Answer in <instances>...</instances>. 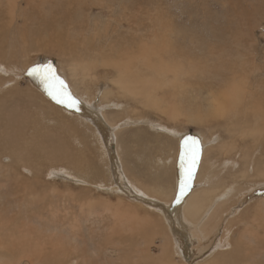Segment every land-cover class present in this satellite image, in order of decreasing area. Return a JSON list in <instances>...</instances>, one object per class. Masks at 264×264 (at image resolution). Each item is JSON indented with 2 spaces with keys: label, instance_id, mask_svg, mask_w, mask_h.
<instances>
[{
  "label": "rangeland",
  "instance_id": "rangeland-1",
  "mask_svg": "<svg viewBox=\"0 0 264 264\" xmlns=\"http://www.w3.org/2000/svg\"><path fill=\"white\" fill-rule=\"evenodd\" d=\"M135 39L150 67L138 95L118 83L123 62L98 51L130 40L136 48ZM0 53V140H18L12 114L21 115L18 144L32 152L19 160L0 145V264H264V0H0ZM48 67L81 107L105 113L114 144L38 90ZM179 138L201 157L192 185L210 173L211 198L228 189L226 203L205 211L218 207V223L204 234L188 227L187 239L160 209L175 202ZM63 150L65 160L52 161Z\"/></svg>",
  "mask_w": 264,
  "mask_h": 264
},
{
  "label": "bare ground",
  "instance_id": "bare-ground-1",
  "mask_svg": "<svg viewBox=\"0 0 264 264\" xmlns=\"http://www.w3.org/2000/svg\"><path fill=\"white\" fill-rule=\"evenodd\" d=\"M39 3V2H38ZM37 6V5H36ZM41 6H43V5H41ZM75 7V6H74ZM37 8V7H36ZM42 8H44V7H42ZM72 7H70V9H71ZM65 10V9H64ZM63 11V10H62ZM60 12V11H59ZM68 12V11H67ZM63 13V12H62ZM64 15V14H63ZM60 16V15H59ZM35 17V16H34ZM40 17V16H39ZM57 17H58V15H57ZM62 19H64V22L65 23H69V20H70V18L68 17V16H60ZM59 19V18H58ZM56 20V21H59V20ZM35 20H36V18H35ZM47 21V20H46ZM55 21V20H54ZM56 21H55V25H56ZM45 22V21H44ZM43 22V23H44ZM52 22H53V20H52ZM51 22V23H52ZM48 23H50V22H48ZM54 23V22H53ZM58 23H60V22H58ZM42 25H45V24H42ZM50 25V24H49ZM54 25V26H55ZM58 25V24H57ZM56 25V26H57ZM46 26H47V24H46ZM53 25H50V27H52ZM59 26V25H58ZM65 26V25H64ZM164 26V25H163ZM42 27V26H41ZM44 28H45V26H44ZM48 27H46L45 29H47ZM56 28V27H55ZM61 28V27H60ZM81 28V27H80ZM57 29V28H56ZM79 29V28H78ZM86 29H87V27H86ZM37 30V29H36ZM42 31H43V29H42ZM49 31V30H48ZM47 31V32H48ZM50 32H52V31H50ZM62 32H63V30H62ZM62 32H60L61 34H62ZM65 32V31H64ZM115 32V31H114ZM42 33V32H41ZM41 33H35V35L36 34H38V35H40ZM56 33V32H55ZM34 35V36H35ZM52 35H53V33H52ZM72 35V34H71ZM80 35V34H79ZM51 36V35H50ZM58 36V34L56 35V37ZM59 36H60V34H59ZM73 36H76V35H73ZM106 36V35H105ZM63 37V36H62ZM79 37V36H78ZM83 37V36H82ZM82 37H80V38H82ZM47 38V37H46ZM65 37H63L62 39H64ZM67 38V37H66ZM75 38V37H74ZM77 38V37H76ZM110 37H108V39H109ZM165 38V37H164ZM42 39V38H41ZM58 39L59 38H57L56 40H57V42H58ZM108 39H106L105 40V44L106 43H108L109 42V40ZM29 40H30V38H29ZM61 40V39H60ZM59 40V41H60ZM78 40V39H77ZM85 40V39H84ZM45 41V40H44ZM66 41H68V40H66ZM85 41H87V40H85ZM43 42V41H42ZM46 42V41H45ZM62 42V41H61ZM83 41H81V43H82ZM143 42H145V41H143ZM142 41H138V40H136L135 39V46H136V48L133 46V42L130 40V42H127V41H125L124 42V44H123V46H116L117 44H115V45H110L108 48H105V49H102V48H99L98 49V47L95 45V43H94V45H95V47L98 49V51L101 53V54H104L105 56L106 55H108L110 58L112 57V58H116V65L117 64H120L121 62H123L121 65H119V66H117L116 67V69H118L117 70V75L119 76V80H118V83H122V84H124V89L126 90V91H130V93H132V92H134V93H136V95H138V94H140V92L142 93L143 91H142V89H141V86L139 87V85L145 80L146 81V79H145V73L147 72L148 73V71L150 70V67H149V63H147V62H145V59L146 58H149V57H145L146 55H148V54H144V50L145 49H147V48H145L144 49V47H146L145 46V43H143ZM254 42V41H253ZM48 43V42H47ZM51 43V42H50ZM49 43V44H50ZM83 43H85V42H83ZM87 43V42H86ZM55 44V43H54ZM53 44V45H54ZM57 44V43H56ZM59 44V43H58ZM67 44V42L66 43H64V45H66ZM74 40L71 38V40H70V44H68L69 46H73L72 48H76V45L74 46ZM137 44H139L138 46H137ZM29 45V44H28ZM38 45V44H37ZM56 46V45H55ZM82 46V45H81ZM80 46V47H81ZM63 47V46H62ZM70 47V48H71ZM56 47H54V49H55ZM82 48V47H81ZM44 49V48H43ZM60 49V48H59ZM78 49H80L79 47H78ZM84 49H85V47H84ZM95 48L93 47V45H88L87 47H86V49H85V53H86V51L87 52H89V51H91V50H94ZM65 50V49H64ZM73 50V49H72ZM55 51H57V50H55ZM61 51H62V49H61ZM60 51V52H61ZM67 51V50H66ZM74 51H76V49H74ZM38 52V51H37ZM57 52H59V50L57 51ZM77 52V51H76ZM71 53V52H70ZM144 55H143V54ZM59 54V53H58ZM95 54V53H94ZM253 54V53H252ZM0 55H1V53H0ZM159 55H161L160 53H159ZM65 56V55H64ZM85 56V55H84ZM66 57V56H65ZM73 58H74V60L76 61V62H83V60H84V58H83V60H82V57H79V58H75V56L73 55L72 56ZM93 57H95V56H93ZM158 57V56H157ZM68 58V57H67ZM90 58H91V56H90ZM149 60V59H148ZM70 61V60H69ZM111 62H113V61H111ZM86 63V62H85ZM85 63H83L84 65H83V68H84V71L85 70H87V68H88V66L90 65V64H85ZM115 64V63H114ZM164 64V63H163ZM77 65V64H76ZM102 65V64H101ZM44 66V65H43ZM77 66H79V65H77ZM102 66H104V65H102ZM166 66V65H165ZM45 67V66H44ZM112 67H114L113 65H112ZM89 68H91V67H89ZM88 68V69H89ZM233 68V67H232ZM78 69H81L80 68V66H79V68ZM63 70V69H62ZM72 70V69H71ZM159 70H161L162 71V69H161V67H159ZM74 71L75 72H77L75 69H74ZM41 72H43L44 73V81H43V83L40 81V79L39 78H37L39 81H40V83H42L41 85H39L38 87L40 88V89H38L39 91L41 90L42 91V94L45 96V98L46 99H49V100H52V101H54V102H57V100H61V101H63V103H58L57 102V105H63L64 107V109H63V111H65L64 113L66 114V115H70V114H73V116H76V117H79V118H82V119H84L86 122H87V124L88 123H90V124H93L94 126H95V128H96V130L98 131V134L100 135L99 137H101V139H105L107 136H106V131L108 132H111L109 129H110V127H109V122L107 121V119H106V117H105V113H103V114H101V117H102V119H100L99 118V115H98V113L96 112V110H95V107H86V106H80V103H78L77 102V100L76 101H74V98H72L73 96H72V94L69 92V88L67 89V88H65L66 86H65V84H63L64 82H62V84H63V87H61V82H60V80L59 79H57V77L55 76V74H52L55 78L53 79L51 76H49V74L47 73V69L46 68H42V70H41ZM71 72V71H70ZM75 72H73V74L75 73ZM80 72V71H79ZM83 72V71H82ZM89 71L87 70V73H88ZM152 72V71H151ZM177 72V71H176ZM231 74H235V72H234V70L233 71H231V69H230V71H229ZM255 72H256V70H255ZM146 73V74H147ZM88 74H90V73H88ZM152 74V73H151ZM35 75V74H34ZM75 75V74H74ZM35 76H37V75H35ZM46 76H48V79H45V77ZM84 76H86V75H84ZM87 76H89V75H87ZM76 77V76H75ZM147 77V76H146ZM238 77V76H237ZM71 78H72V76H71ZM154 78V77H153ZM234 78V77H233ZM235 79V78H234ZM238 79V78H237ZM155 81V80H154ZM160 81V80H159ZM172 81V80H171ZM170 82V81H169ZM235 82H236V79H235ZM6 83H7V81H6ZM36 83H39L38 81L36 82ZM140 83V84H139ZM147 83V82H146ZM232 84V83H231ZM167 85V84H166ZM37 86V85H36ZM151 86V85H150ZM228 86V85H227ZM37 87V88H38ZM114 87V86H113ZM147 87V86H146ZM145 87V88H146ZM152 87V86H151ZM150 87V88H151ZM229 87V86H228ZM233 87H234V85H233ZM36 88V89H37ZM43 88V89H42ZM67 89V90H66ZM176 89V88H175ZM231 89H233V88H231ZM237 89V88H236ZM242 89V88H241ZM144 90V89H143ZM152 90H153V88H152ZM239 90V89H238ZM29 91V90H28ZM40 91V92H41ZM235 91V90H234ZM240 91H242V90H240ZM243 91H245L244 89H243ZM252 91V90H251ZM49 92H52V95H50L49 94ZM222 92V91H221ZM228 92V91H227ZM133 93V94H134ZM217 93V92H216ZM223 93V92H222ZM244 93V92H243ZM243 93H241V94H243ZM128 94V93H127ZM148 94H149V91H148ZM224 94V93H223ZM151 95V94H150ZM228 95H230V94H228ZM228 95H226V96H228ZM152 96V95H151ZM55 97V98H54ZM71 98L70 99V101H69V99L68 98ZM218 97V96H217ZM217 97H216V99H217ZM241 97V96H240ZM145 98V97H144ZM147 99L149 98V97H146ZM228 98H230L229 96H228ZM43 99V98H42ZM73 99V100H72ZM143 99V98H142ZM215 99V100H216ZM214 100V101H215ZM224 100V99H223ZM222 100V101H223ZM230 100V99H229ZM232 100V99H231ZM129 101V100H128ZM148 101H149V99H148ZM32 102V101H31ZM46 102V101H45ZM70 102H73V104H70ZM134 102V101H133ZM147 102V101H146ZM220 102V101H219ZM47 103V102H46ZM74 103H75V105H74ZM221 103V102H220ZM84 104V103H83ZM225 104V103H224ZM247 104V103H246ZM219 105V104H218ZM254 105V104H253ZM259 105V104H258ZM50 106V105H49ZM119 106V105H118ZM227 106V105H226ZM249 106H250V104H249ZM116 107V106H115ZM149 107H151V106H149ZM258 107H260V110H262L263 109V103L260 105V106H258ZM117 108V107H116ZM236 108H237V105H236ZM251 108L253 109V108H255V106H251ZM51 109V108H50ZM65 109H69V111H66ZM103 109V108H102ZM155 109V108H154ZM229 109V108H228ZM228 109H227V111H228ZM232 110H233V108H231ZM235 109V108H234ZM225 110V109H224ZM230 110V109H229ZM232 110H231V112H232ZM98 111V110H97ZM119 111H121V110H119ZM221 111V110H220ZM235 111V110H234ZM237 111H238V109H237ZM55 112V111H54ZM80 112V113H79ZM217 112V111H216ZM219 112V111H218ZM223 112L224 111H222V112H220L222 115H223ZM226 112V111H225ZM262 112V111H261ZM82 113V114H81ZM232 113H234V112H232ZM227 114H229V113H227ZM236 114V113H235ZM237 114H239V113H237ZM236 114V115H237ZM253 114V116H252V120H254V122H256L258 119H260V115L258 114L257 116L254 114V113H252ZM225 115V114H224ZM231 115V114H230ZM228 116V115H227ZM11 117V116H10ZM12 118H13V120L15 121V122H13L12 123V126H14V128L12 129V130H14V132L16 133L17 132V134H18V136H19V138H18V140H14V141H5V140H0V145L2 144L3 145V143H5L6 144V151H8V153L10 154V155H12V151H11V148L9 147V145H8V143L11 145V147L12 148H16L17 150H18V152L16 153V156H17V158L19 159V160H26V161H31L32 160V157L30 158V157H28L27 155L28 154H30V153H32V152H28L26 149H22L21 147H20V144H18V142L19 141H21L20 139H22V128H20L21 126H23V125H25V122H26V119H22V116L21 115H15V114H12ZM245 117H243V119H242V117H241V121H239L240 119H237V121L235 122L236 124L237 123H246L247 122V120H245L244 119ZM231 119V118H230ZM29 120V119H28ZM187 121V120H186ZM262 121V120H261ZM113 122V121H112ZM121 122V121H120ZM119 122V123H120ZM198 122H200V121H198ZM258 122V121H257ZM125 123H127V122H123V124H121L120 126H122V125H125ZM183 123V122H182ZM11 124V123H10ZM86 124V125H87ZM106 124H107V126H106ZM112 124V123H111ZM115 124V123H114ZM213 124V123H212ZM37 125V124H36ZM39 125V124H38ZM130 125V124H129ZM263 125H264V123H263ZM203 126V125H202ZM240 126H242V125H240ZM89 127V126H88ZM115 127V126H114ZM153 127V126H152ZM151 127V128H152ZM156 127V126H155ZM236 127H239V125H237ZM63 128V127H62ZM119 128V126L117 127H115V128H113V129H118ZM164 129H165V127H164ZM152 130H153V128H152ZM157 130V129H156ZM81 131V130H80ZM91 131V130H90ZM113 131V133L111 132V136H110V141L114 144V137H113V135L115 136V130H112ZM160 131H161V129H160ZM10 132H12V131H7V133H10ZM14 132H12V133H14ZM27 132V131H26ZM163 132V131H162ZM176 132V131H175ZM97 133V132H96ZM169 133H170V131H169ZM169 133H167V134H169ZM86 134V133H85ZM108 134V133H107ZM201 136V135H200ZM0 137H2L1 135H0ZM116 137V136H115ZM184 137V136H183ZM26 138V137H25ZM109 138V137H108ZM107 139V138H106ZM105 139V141H107ZM102 141V140H101ZM104 141V142H105ZM116 141V140H115ZM103 142V141H102ZM109 144V143H108ZM210 145H211V143H209ZM25 145V144H24ZM115 145H117V144H115ZM118 146V145H117ZM67 147V146H66ZM65 147V148H66ZM178 146H176V148H177ZM198 147H200V145L198 146ZM10 148V149H9ZM117 148V147H116ZM33 149V148H32ZM55 149H53V151H54ZM222 150V149H221ZM41 151V150H40ZM56 151V150H55ZM115 151V150H114ZM28 152V153H27ZM51 152V151H50ZM58 152V151H57ZM52 153L51 154V159H52V161L53 160H56L57 162H59L60 160H65V157L67 156V151H61V152H58V153ZM106 152H108V151H106ZM115 153H117V151H115ZM109 154H110V152H109ZM108 154V155H109ZM118 154V153H117ZM116 154V155H117ZM35 155V154H34ZM112 155V154H111ZM110 155V156H111ZM116 155L114 156V157H116ZM120 155V154H119ZM118 155V156H119ZM193 155L195 156V163L193 164L192 163V157H193ZM202 155V154H201ZM200 155V156H201ZM228 155V154H227ZM50 156V155H49ZM117 156V157H118ZM226 156V155H225ZM116 157V158H117ZM119 158V160H120V157H118ZM201 157H199V151L197 150V149H192V148H190V147H188V145L185 143V140H184V138H179V148H178V153H177V156H176V163H175V176H176V182H177V187H176V189L173 191V194H174V196H175V202L174 203H172L171 202V204L169 205V207L167 208V209H165L164 207H160V209L162 210V211H164V212H166L167 213V215H168V217H169V219L167 220V224H169L170 226H172V223H173V220H175V225H177V229H178V231H176L177 232V234H179L180 236H182V237H184V235H185V233H187L188 232V227L191 229V228H194V233L195 234H204L206 231H209V230H211L213 227V225H216L217 223H218V221H219V219L222 217L221 215H223L222 213H221V210L218 208L219 206H222L224 203H226L227 202V200H228V189H226V187L227 186H224L223 187V190H225V191H223L222 193H219L218 195L216 194V196H214L213 198H211V194H215V192H216V189L213 187L214 186V183H216L215 182V179L214 178H216V177H210V173H209V177L207 176V177H205V183H200V184H196V183H198L199 181L198 180H200V179H202V178H199V177H196V172H198V170H201V169H199L200 168V161H201V159H200ZM118 160V159H117ZM67 161V160H66ZM82 161V160H81ZM121 161V160H120ZM68 162V161H67ZM83 162V161H82ZM117 162H119V161H117ZM116 162V163H117ZM122 162V161H121ZM120 162V163H121ZM68 163H70V164H72V163H74V165H73V167L74 166H80L81 164H80V162H79V164H78V161L76 160V162H74V160L72 161V158H71V160L68 162ZM124 163V162H123ZM211 163V162H210ZM210 163H208V165L210 164ZM119 164V163H118ZM122 164V163H121ZM218 164V163H217ZM216 164V165H217ZM12 165V164H11ZM125 165V164H124ZM219 165V164H218ZM116 166V165H115ZM211 166V165H210ZM229 166V165H228ZM55 167V166H54ZM118 166H116V168H117ZM188 167H191V176L190 177H188L187 176V168ZM209 167V166H208ZM216 168H217V166H215ZM55 168H57V167H55ZM115 168V169H116ZM122 168V167H121ZM220 168V167H219ZM77 169V168H76ZM118 169V168H117ZM205 169V168H204ZM207 170H208V168H206ZM210 169V168H209ZM118 170H120V169H118ZM54 171V170H53ZM61 171V170H60ZM203 171V170H202ZM205 171V170H204ZM210 171H213V170H210ZM117 172V171H116ZM121 172V171H120ZM120 172H118V173H120ZM205 172H207V171H205ZM215 172V171H214ZM232 172V171H231ZM242 172V171H241ZM12 173V172H11ZM122 173V172H121ZM199 173V172H198ZM202 174H204V173H202ZM208 174V173H207ZM52 175V174H51ZM213 175H215V174H213ZM217 175V174H216ZM235 175V174H234ZM241 175V174H240ZM57 176V175H56ZM62 176V175H61ZM242 176H243V174H242ZM240 177V176H239ZM64 178V177H63ZM114 178V177H113ZM122 178L123 177H119V179L122 181ZM193 178H194V181L196 182L195 183V185H192V183L194 182L193 181ZM197 180H196V179ZM228 178H230V177H228ZM242 178V177H241ZM69 179V178H68ZM212 179H214V180H212ZM219 178L217 177V180H218ZM221 179H222V177H221ZM119 181V180H118ZM117 181V182H118ZM183 181H186V185H187V189H185V190H188L189 191V194H188V198H186L185 199V201L183 200V202H182V204H180V202H179V199L181 198V196H180V193H182V190H181V188H182V186H183V184L184 183H182ZM225 181V180H224ZM224 181H222V182H224ZM116 182V181H115ZM219 182H220V179H219ZM65 184V183H64ZM116 184H118V183H116ZM217 184V183H216ZM120 185H122V184H120ZM119 185V186H120ZM185 185V186H186ZM190 185H192V189H189V186ZM127 186V185H126ZM194 186V187H193ZM196 186H198V187H202V188H204L201 192L199 191V189H196ZM124 187H125V185H124ZM163 187V186H162ZM102 188H104L105 189V187H102ZM184 188V187H183ZM110 189V188H109ZM113 190V189H112ZM128 190V189H127ZM164 189H162V191H163ZM217 190H218V188H217ZM125 191V190H124ZM131 191V190H130ZM176 191H177V193H176ZM156 192V191H155ZM187 192V191H186ZM185 192V193H186ZM218 192V191H217ZM141 193V192H140ZM157 193V192H156ZM159 194H160V192H158ZM163 193V192H162ZM169 193V192H168ZM170 193H172L171 192V190H170ZM176 193V194H175ZM188 193V192H187ZM134 194V193H133ZM132 194V195H133ZM136 194V193H135ZM158 194V195H159ZM235 194V193H234ZM132 195H130V196H132ZM142 195V194H141ZM166 195V194H165ZM168 195V194H167ZM134 196V195H133ZM151 196V195H150ZM153 196V195H152ZM185 196H186V194H185ZM218 196V197H217ZM140 197V195L139 196H137V198H139ZM156 197V196H155ZM216 197V198H215ZM141 198V197H140ZM147 198V197H146ZM169 198V197H168ZM170 199H172L171 197H170ZM183 199V198H182ZM181 199V200H182ZM137 200V199H136ZM146 200H148V199H146ZM140 201V200H139ZM170 201H172V200H170ZM214 201H217V202H219V205H218V207L213 211V212H210V211H207V212H205L206 210H208L209 208H210V206L213 204V202ZM145 202V201H144ZM149 202V201H148ZM216 202V203H217ZM28 203V202H27ZM133 203V202H132ZM160 203H163V202H160ZM157 204V203H156ZM25 205V204H24ZM88 205V204H87ZM106 205V204H105ZM159 205V204H158ZM162 205V204H161ZM102 206V205H101ZM133 206V205H132ZM143 206V205H142ZM166 206H168V204L166 205ZM176 210H178L179 211V216H177V219H176V213H178V212H176ZM2 214V213H1ZM0 214V215H1ZM5 214V213H4ZM105 214H106V212H105ZM174 214H175V216H174ZM2 216V215H1ZM175 217V218H174ZM187 217H190V220H192V221H190L189 222V224H186V221H189V219L187 218ZM3 218V216L1 217V219ZM4 219V218H3ZM2 219V220H3ZM159 219V218H158ZM187 219V220H186ZM118 221V220H117ZM135 221V220H134ZM4 223V222H3ZM140 223V222H139ZM193 223V224H192ZM1 224V223H0ZM5 224V223H4ZM110 224V223H109ZM193 225V227H192V225ZM2 225V224H1ZM111 225H112V223H111ZM106 226H109V225H106ZM1 227V226H0ZM3 228V227H2ZM2 228L0 229V230H2ZM164 228H167V230L169 231V229H168V226L166 225V227H164ZM102 230V229H101ZM120 231V230H119ZM187 231V232H186ZM110 232V231H109ZM170 232V231H169ZM190 232V231H189ZM140 233V232H139ZM91 234V233H90ZM128 234V233H127ZM134 235V234H133ZM168 235V232L166 233V236ZM125 236V235H124ZM94 237V236H93ZM116 237V236H115ZM108 238V237H107ZM184 238H186V237H184ZM187 239V238H186ZM167 241H168V239H167ZM148 243V242H147ZM169 243V242H168ZM153 244V243H152ZM206 249V248H205ZM214 250H216V248L214 249ZM218 250V249H217ZM181 251V250H180ZM202 251V250H201ZM221 251H224V250H221ZM205 252V251H204ZM34 253V252H33ZM251 253V252H250ZM35 255V254H34ZM248 255V254H247ZM20 256V255H19ZM36 256V255H35ZM41 256H43V255H41ZM159 256V255H158ZM182 256H183V254H182ZM215 256V255H214ZM213 256V257H214ZM38 257V256H37ZM47 258V257H46ZM60 259V258H59ZM18 262V261H17ZM208 263V262H207ZM199 264V263H198ZM250 264V263H249Z\"/></svg>",
  "mask_w": 264,
  "mask_h": 264
},
{
  "label": "snow or ice",
  "instance_id": "snow-or-ice-1",
  "mask_svg": "<svg viewBox=\"0 0 264 264\" xmlns=\"http://www.w3.org/2000/svg\"><path fill=\"white\" fill-rule=\"evenodd\" d=\"M35 73L39 74V69H34L33 70ZM47 73L49 74V76H51L53 79L55 78L53 75H52V71H51V68L48 67L47 68ZM45 79H48V76L45 77ZM61 87H63V84L61 82ZM50 95H52V92H49ZM55 98V97H54ZM69 100L71 99L70 97L68 98ZM58 103H63V101L61 100H57ZM192 163L194 164L195 163V156L193 155L192 157ZM187 176L190 177L191 176V167H188L187 168ZM182 183H185L186 184V181H183Z\"/></svg>",
  "mask_w": 264,
  "mask_h": 264
}]
</instances>
